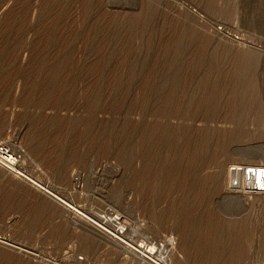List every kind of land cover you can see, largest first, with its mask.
Wrapping results in <instances>:
<instances>
[{
  "label": "rangeland",
  "instance_id": "rangeland-1",
  "mask_svg": "<svg viewBox=\"0 0 264 264\" xmlns=\"http://www.w3.org/2000/svg\"><path fill=\"white\" fill-rule=\"evenodd\" d=\"M2 146L126 230L0 162V264H264V0H0Z\"/></svg>",
  "mask_w": 264,
  "mask_h": 264
},
{
  "label": "bare ground",
  "instance_id": "bare-ground-1",
  "mask_svg": "<svg viewBox=\"0 0 264 264\" xmlns=\"http://www.w3.org/2000/svg\"><path fill=\"white\" fill-rule=\"evenodd\" d=\"M162 1V0H161ZM152 3H153V1H152ZM151 3V4H152ZM185 3V2H184ZM141 4V3H140ZM154 4V3H153ZM181 4V3H180ZM258 5V4H257ZM164 8V7H163ZM152 10V9H151ZM165 10V9H164ZM150 11V10H149ZM148 11V12H149ZM190 14V13H189ZM196 29V28H195ZM189 30V29H188ZM197 36V35H196ZM0 153H2L3 155H6L7 156V158H10V161L8 162V161H5L4 159H3V157H1L2 155L0 154V162L1 163H4L6 166H8V167H4V168H2L3 170H5V171H10V172H12L11 170H10V168H11V166L13 167V164H14V160H13V158L11 157V156H8V154H7V151H5V150H2ZM231 154V153H230ZM234 161V160H233ZM244 162V161H243ZM0 163V164H1ZM15 167V166H14ZM253 167H250V168H243V170L241 169V170H239V169H236V170H234V173L237 175V176H239L240 174L242 175V177H243V181L244 182H247L248 184H249V186H251L252 188H254V185H255V181H258V176H262L263 174H262V172H261V170H259V169H255V168H258L257 166L254 168V169H252ZM15 169V168H14ZM249 169V170H248ZM13 170V169H12ZM248 170V171H247ZM17 170L15 169V173L14 172H12L13 174H15V178L16 177H18L19 179H22V181H24V183L26 182V184H28L27 186H29L30 188H33L34 190H36V191H39L40 193H42L43 195H45L47 198H49L50 199V201L52 200L53 202H55V203H57L60 207H62L63 209H65V210H67V211H69L71 214H73V215H75V216H77V217H79V218H81V220L83 219L84 221H86V223H88V226L90 225L91 227H92V230H96L97 232H99V233H101V235L103 234V235H105L106 237H108V238H110V239H112V240H117V239H119L120 238V236H123L124 235V232H125V227L122 225L123 223H121V222H119V220H120V218L117 216V215H115V216H113L111 219H105L104 217V219H100V220H98L99 221V223H95V222H92L91 220H89V219H87L88 217H86V215L84 216L81 212H79L78 210H77V206H73V205H71V204H69L68 202L66 203V201H64V200H61L57 195H55V193H52L50 190H47V188H44V187H42V185H40V183H38V182H36V181H34V180H31V179H29V178H27V176H25L24 174H21L19 171L18 172H16ZM229 172V171H228ZM8 173V172H7ZM231 173V172H230ZM10 174V173H9ZM220 175V174H219ZM230 175V174H229ZM218 176V175H217ZM218 180V179H217ZM246 184V183H245ZM216 185V184H215ZM236 185V184H235ZM244 185V184H243ZM49 188V187H48ZM249 189V188H248ZM244 190V189H243ZM213 191V190H212ZM223 195V194H222ZM95 219V218H94ZM79 220V219H78ZM121 221V220H120ZM123 221V220H122ZM83 222V221H82ZM106 223V225L107 224H112V226H114V228L113 229H111L112 230V232L111 231H108L107 229H105L104 227H103V224H105ZM125 223V222H124ZM114 224V225H113ZM229 224V223H228ZM249 224V223H248ZM105 225V226H106ZM109 226V225H108ZM111 226V227H112ZM227 226V225H226ZM249 226V225H248ZM223 227V226H222ZM248 228V227H247ZM107 238V239H108ZM172 240H170L169 241V243L171 242ZM166 242H168V241H166ZM174 242V241H173ZM175 244V243H174ZM170 245L172 246V242L170 243ZM174 246V245H173ZM139 249H140V255L142 256V257H145V258H147L148 260L147 261H151V263L152 264H165V260L163 261V260H160V256H159V259L157 258H155L154 257V255H153V249H148V248H143V247H138ZM164 248V247H163ZM174 248V247H173ZM165 251H166V249H164ZM164 250H162V251H164ZM171 250H172V248H171ZM169 251H170V249H169ZM167 252V251H166ZM163 254H165V252L163 253ZM162 254V255H163ZM160 255V254H159ZM161 255V256H162ZM166 255V254H165ZM165 255H163V256H165ZM162 256V257H163ZM164 258H166V256L165 257H163V259ZM154 259H156V261L154 260ZM162 259V258H161ZM167 259V258H166ZM168 262V261H167ZM150 264V263H149ZM167 264V263H166Z\"/></svg>",
  "mask_w": 264,
  "mask_h": 264
},
{
  "label": "built area",
  "instance_id": "built-area-1",
  "mask_svg": "<svg viewBox=\"0 0 264 264\" xmlns=\"http://www.w3.org/2000/svg\"><path fill=\"white\" fill-rule=\"evenodd\" d=\"M2 150H5V151H7L8 153V156H10L11 154H10V151L8 150V148H6L5 146H2V147H0V152L2 151ZM2 156L1 157H3V159L5 160V161H10V158H7V156L6 155H3L2 153H0ZM12 156V155H11ZM13 157V156H12ZM14 158V157H13ZM15 159V158H14ZM16 160V159H15ZM17 161V160H16ZM15 164H16V162L14 161V164H13V166H15ZM244 182V181H243Z\"/></svg>",
  "mask_w": 264,
  "mask_h": 264
},
{
  "label": "snow or ice",
  "instance_id": "snow-or-ice-1",
  "mask_svg": "<svg viewBox=\"0 0 264 264\" xmlns=\"http://www.w3.org/2000/svg\"><path fill=\"white\" fill-rule=\"evenodd\" d=\"M262 173H264V170H261Z\"/></svg>",
  "mask_w": 264,
  "mask_h": 264
}]
</instances>
